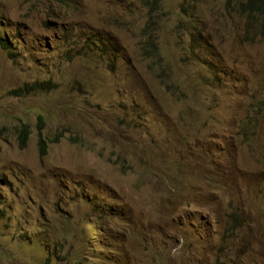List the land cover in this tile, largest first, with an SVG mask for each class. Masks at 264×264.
<instances>
[{"label": "rangeland", "instance_id": "1", "mask_svg": "<svg viewBox=\"0 0 264 264\" xmlns=\"http://www.w3.org/2000/svg\"><path fill=\"white\" fill-rule=\"evenodd\" d=\"M0 126V264H264V0H0Z\"/></svg>", "mask_w": 264, "mask_h": 264}, {"label": "trees", "instance_id": "2", "mask_svg": "<svg viewBox=\"0 0 264 264\" xmlns=\"http://www.w3.org/2000/svg\"><path fill=\"white\" fill-rule=\"evenodd\" d=\"M40 122L42 123V117H39ZM39 129H41V126L39 127ZM6 131H7V127L5 126H0V139H2L5 135H6ZM19 143L20 146H24L27 142V139L30 135L29 129L27 126H23V128L19 129ZM77 139L73 140L74 142H76ZM40 152L41 155L45 154L46 152V145L44 143L43 140H40Z\"/></svg>", "mask_w": 264, "mask_h": 264}]
</instances>
